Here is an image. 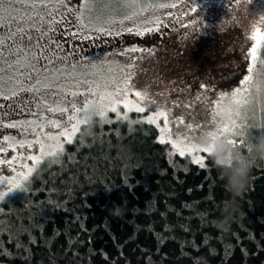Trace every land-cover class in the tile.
Instances as JSON below:
<instances>
[{"label": "trees", "instance_id": "1", "mask_svg": "<svg viewBox=\"0 0 264 264\" xmlns=\"http://www.w3.org/2000/svg\"><path fill=\"white\" fill-rule=\"evenodd\" d=\"M257 104L255 127L238 140L261 134L264 100ZM159 132L143 113L82 127L59 162L0 203V263L264 264V160L253 162L221 231L231 194L210 156L200 153L201 166Z\"/></svg>", "mask_w": 264, "mask_h": 264}, {"label": "rangeland", "instance_id": "2", "mask_svg": "<svg viewBox=\"0 0 264 264\" xmlns=\"http://www.w3.org/2000/svg\"><path fill=\"white\" fill-rule=\"evenodd\" d=\"M160 3L175 6H154ZM136 4L137 8L142 5L149 7L147 11L124 20L123 23L103 24L107 29L105 33L89 32L87 35L90 38L87 39L82 38V29L70 23L82 7L83 0H61V5H55V0H52L48 9H27L23 4L15 5L21 13L31 11L44 15L43 21L37 20L35 23V28L39 30L31 29L29 26L33 21L25 18L24 40L21 41L20 36H16L17 43L21 47L26 46V54L32 63H37L32 59L34 56L40 57L38 70L33 73L32 80L27 78L31 69L20 67L16 73L23 88L27 89L37 78L45 83H52L51 77L54 75L58 79L52 83L50 89L41 87L40 91H20L18 86L15 97L8 100L0 97V180H13L23 187L30 177L29 174L53 161V158H46L37 165L27 159L30 155L40 154L39 145L35 143L37 137L45 144L46 151L54 149L56 145V141L47 140V136H58L63 146L67 144L59 134L65 129L71 130L77 120L84 119V114L73 112L71 105L74 103L77 108L82 109L86 100L95 99L88 95L72 97L65 94L76 90L68 86L75 84L76 79H82L85 70L106 77L111 75L121 87L124 86V78L130 76L128 99L146 108L160 107L167 113L166 124L163 118H158L156 122L157 127L161 128L159 139L174 140L181 147L183 144H191L197 148L196 141L201 135H219V129L225 125L231 128V119L236 118L237 113L231 92L237 87L244 88L241 81L248 74V53L254 46V41L250 39L253 30L259 29L264 34V0H136ZM54 5L59 13H55ZM50 11L54 12L58 22H53V17L48 15ZM122 15L123 13H113L117 21ZM157 20L161 22L158 31L137 34L138 29L155 28ZM102 23L97 22L94 27H100ZM128 28L133 31H127ZM75 32H80V35H73ZM120 36H141L145 44L141 51H129L133 47L128 45L71 61L63 55V43L66 41L71 44L81 39L80 43L95 44ZM0 39L5 40V44H11L6 39V30H0ZM0 51L3 52L0 55V69H7V73L0 72V77L6 78L16 71L8 68V62L17 57L10 56L7 47ZM24 55L23 52L18 53L22 61ZM260 55L264 58V47H261ZM199 60L206 65H193ZM51 61H55V64ZM190 63L192 65H188ZM39 65H43V69ZM53 67L62 69L63 74L53 73ZM262 73L264 66L257 62L253 74L254 82L264 80ZM45 76L49 80L45 81ZM90 78L97 79L95 75ZM61 88L63 91H58ZM85 90L86 86L79 88V91ZM134 91L146 93V98L137 100L131 95ZM222 95L224 99L220 100ZM153 100L156 103L150 104ZM260 100H264V82H261V91L254 99L249 97V103L239 109L237 131L243 133L256 125L260 114L257 111V102ZM217 103L219 108L216 107ZM49 107H67L69 111L51 112ZM118 112L121 115L126 112V118L130 113L142 114L126 111L122 106ZM150 115L152 113L146 111L143 118L148 119ZM69 116L75 119L69 120ZM107 117V120L118 118L112 112ZM97 120L98 118L93 117L91 125L99 123ZM52 121L57 122L60 127L52 126ZM10 123L17 127L5 126ZM82 127L87 128L89 125L80 123L78 132ZM225 137L232 138L231 132ZM21 142H24L23 147L20 146ZM29 143L32 144L31 147L28 146ZM189 156L194 161L202 157L196 152ZM8 161L12 163L9 164ZM28 168L33 171L29 173ZM21 173L27 178H22ZM10 187L9 184H2L0 191L7 192ZM20 189L14 188L5 199Z\"/></svg>", "mask_w": 264, "mask_h": 264}, {"label": "snow or ice", "instance_id": "3", "mask_svg": "<svg viewBox=\"0 0 264 264\" xmlns=\"http://www.w3.org/2000/svg\"><path fill=\"white\" fill-rule=\"evenodd\" d=\"M23 4L24 8L27 9H37V8H44L48 9L50 4L52 3V0H0V30H6V39L11 41V44H5V40L0 39V49L7 47L9 50L10 56H16L17 58L15 60H12L8 62V68H13L16 71L12 73V75L5 77H0V97H2L5 100H8L12 97H15L17 92V87L19 86L20 91H40L41 87L43 88H51L52 83H55L58 79L57 76L51 77L52 83H45L41 81L40 79H35L34 84H29V87L27 89H24L22 86V82L19 79V76L16 74L19 72L20 67L31 69V71L28 73V80L33 79V73L37 72L38 70V63H39V56H34L32 59H35L37 63H32L31 60H29L27 54H26V46L21 47L20 44L16 41V36H20L21 41L24 40V33L26 31L24 27V21L25 18L27 20L33 21L32 25L29 27L33 30H39L35 28V23L37 20L43 21L44 15H42L39 12H24L21 13L17 10L15 7L16 4ZM55 5H61V0H55ZM54 7L55 13H59V9ZM155 7H174L175 5L167 4V3H160L159 5H154ZM149 5H142L139 8H137L136 0H83L82 7L78 10V14L75 15V18L70 21L73 25L78 26L79 29L83 30L84 35L82 38H90L87 33L89 32H101L102 34L107 31L103 27V24L106 23H123L124 20H129L133 16L140 14L143 11H147V8ZM113 13L119 15L123 13L120 20H116L113 16ZM48 15L53 17V22L56 23L58 21L55 20V14L54 12L50 11ZM97 22H103L100 27H94V24ZM155 28H144V29H138L137 34L142 35L144 33L158 31L159 26L161 22L157 20ZM127 31L131 32L133 31L132 28H128ZM73 35H80V32H75ZM254 41V46L251 48L250 52L248 53V56L250 57V63L247 67V75L244 76L241 83L244 85V88L241 89L237 87L234 91L231 92V96L233 99V103L237 107V113L236 118L231 119V128L228 125L223 126L219 129V136H225L231 132L232 138L229 139V144H231L233 147L241 150L242 148L248 149V145L250 142H255L256 136H253L251 133L246 138L237 139V137H243L244 134L236 130L237 121L239 119V109L241 107H244L249 103V97H252L254 99L255 95L261 91V82H264L262 80L261 82H254L253 74L255 72V69L257 67V62L264 66V58H261L260 55V49L261 47H264V34H261L259 29H254L252 32V35L250 37ZM30 40V37H29ZM129 51L136 52L141 51V49L132 48L129 49ZM25 53L23 57V61L18 56V53ZM0 55H3V52L0 51ZM53 65L55 64V61H51ZM40 69H43V65H39ZM74 67V66H73ZM53 73H61L63 74L62 69H58L53 67L52 69ZM123 71V69H121ZM0 72L7 73V69H0ZM20 75H23V72H20ZM71 75V74H69ZM92 75H95L97 79L93 80L90 77ZM262 77H264V73L261 74ZM82 79H76L75 84H71L68 87L72 89H76L75 91H69L66 92V95H70L72 97L76 96H91L95 97V99H89L84 102L83 108H77L76 105L73 103L71 105V109L73 112L76 113H83L84 119L82 121L77 120L76 123H74L71 127V130L65 129L63 132L59 134L60 137H63V141L67 142L68 144H71L73 142L74 135L78 132V125L80 123H84L86 125H91L93 122V117L98 118L97 122H103L107 120V114L109 112L116 113L118 117L121 119L126 118V112L124 115H121L120 112H118V109L122 106L123 109L126 111H136L139 113H144L146 111L152 113L147 119V123L149 124H155L157 122L158 118H163L165 121V124L167 123V113L163 111L160 107H145L142 106L140 103H133L131 100L128 99L129 92L128 87L130 85V79L131 77H125L123 84L124 86L121 87L120 84L116 81L115 77L109 75L104 76L100 73H90L87 70H85L82 73ZM75 79V77H73ZM49 80L48 76H45V81ZM81 86H86L85 91H79V88ZM58 91H63V89H58ZM132 96L136 97L137 100H144L146 98V93L140 92V91H134L131 93ZM224 96L222 95L220 97V100H223ZM156 102L150 101V104H155ZM219 103L216 104V107L219 108ZM51 112H68L69 109L67 107H57V108H51L48 109ZM75 117L69 116V120H74ZM52 126L59 128L60 125L52 121ZM6 127L14 128L17 127L16 124L10 123L5 125ZM253 128L255 126H252ZM264 135V125L261 126V134ZM47 140L56 141V145L54 149H50L46 151L45 144L43 141L37 137L35 143L39 145V155H30L27 157L28 160L32 161L33 164H40L42 161H44L46 158H53V162H59V158L63 155L64 152V146L63 143L60 141L58 136H47ZM160 143H169L172 145L173 148L178 149L179 154L181 156H184L185 154L191 155L193 152L196 153H206L210 156L209 151L201 150L198 148H194L191 144H183V147H181L180 144H178L174 140H167L165 141L163 138L160 139ZM183 143V142H181ZM21 147L24 146V142H21ZM29 147L32 146L31 143L28 144ZM203 157H198L196 159V162L201 164V166H204L203 164ZM9 164L12 163V161H8ZM32 168H28V172H32ZM22 178L26 179L27 177L24 175V173L20 174ZM2 184H9L11 187L8 189L7 192H4L3 190L0 191V203H2L5 200V197L13 192V189H20L22 185L19 182L13 181V180H0V185Z\"/></svg>", "mask_w": 264, "mask_h": 264}, {"label": "clouds", "instance_id": "4", "mask_svg": "<svg viewBox=\"0 0 264 264\" xmlns=\"http://www.w3.org/2000/svg\"><path fill=\"white\" fill-rule=\"evenodd\" d=\"M228 137L205 133L197 141L198 149L209 151L214 167L224 181L225 189L231 198L221 204V216L216 221L221 231H228L233 214L238 209L236 197L242 194L248 185L252 164L256 160H264V135L256 136L255 142H250L248 149L241 151L229 144ZM114 215H120L122 209L115 206Z\"/></svg>", "mask_w": 264, "mask_h": 264}, {"label": "flooded vegetation", "instance_id": "5", "mask_svg": "<svg viewBox=\"0 0 264 264\" xmlns=\"http://www.w3.org/2000/svg\"><path fill=\"white\" fill-rule=\"evenodd\" d=\"M76 40V39H75ZM83 40V39H82ZM77 43L73 42L68 44V41L64 42V52L63 55L67 60H76L77 58L92 56L96 53H104L109 51H114L116 48H122L125 46H132L136 49H142L145 42L141 36H132V37H115L114 39L109 38L105 41H101L95 44L91 43H80L81 39L76 40ZM188 65H192L191 63ZM193 65H206L204 61H197V64Z\"/></svg>", "mask_w": 264, "mask_h": 264}]
</instances>
